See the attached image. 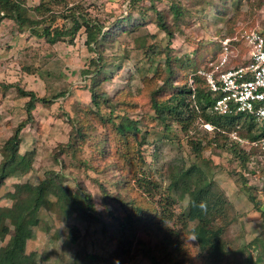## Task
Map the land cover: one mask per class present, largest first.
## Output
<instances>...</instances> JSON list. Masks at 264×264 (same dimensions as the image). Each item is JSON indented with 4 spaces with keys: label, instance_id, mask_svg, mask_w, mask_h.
<instances>
[{
    "label": "rangeland",
    "instance_id": "obj_1",
    "mask_svg": "<svg viewBox=\"0 0 264 264\" xmlns=\"http://www.w3.org/2000/svg\"><path fill=\"white\" fill-rule=\"evenodd\" d=\"M24 1L30 7L38 6L41 2ZM43 1L49 10L45 15L54 13L62 16L67 9L80 5L105 25L104 30L109 31L129 13L136 18L139 12L147 9V17L142 21H130L125 31L113 33L98 52H91L85 46L83 29L73 38H63L49 45L44 39L32 36L28 30L18 32V27L12 21L5 20L1 24L0 82L14 87L6 90L0 87V166L6 159L3 144L26 118L24 106L27 99L17 95L16 86L33 91L37 96L51 100V103H37L32 120L20 133L19 153H34L32 167L22 178L9 177L3 181L0 207L9 208L12 205L11 194L16 184L37 185L53 172L61 177L65 188L88 197L94 210L92 215L98 219L80 218L69 211L64 203H57L53 196L47 194L45 206L30 212L26 224L14 230L13 224L5 221L9 233L0 240V247L9 246L12 249L14 264H152L141 251L137 253L136 248L132 253H123L118 243L111 239L109 228L113 221L108 210L116 216L122 215L118 211L119 204L111 196L118 195L124 203L134 202L147 208L151 215L157 210L159 213L160 205L169 198L171 219L165 230H174L182 246L173 255H183V264H206L192 236L197 223L186 219L188 186L176 181L183 167L196 164L232 206L233 218L225 233L229 257L237 264H247L249 255L255 254L249 243L256 238H264V222L260 212L247 199L238 174L243 175L247 185L255 190L264 210V152L261 149L256 151L242 138L245 131L237 122L232 125L234 128L230 133H223V137L216 136L212 126L204 124L198 113L196 116L193 113L189 119H186L188 115L185 116V123H189L186 130L172 123L171 118L165 124L160 122L150 108L149 95L162 86L166 73L162 70L166 68L163 57L157 56L150 63L145 59L144 51L152 44L165 46L168 43L165 34L157 28L155 13L150 8L169 12L170 6L179 4L192 15V20L175 31L172 53L181 57L205 48L207 51L202 55L199 70L212 71L224 56L220 41L221 36L225 35L223 39H229V51L224 69L241 66L248 51L242 36L264 30V0H225V13L219 17L209 2L217 4L220 0H138L136 8L130 7V0ZM56 25L69 27L70 24L60 18ZM99 55L104 56L106 64L119 66L113 74H109L112 79L105 84V90L112 94L125 89L115 94V102L120 99L123 104L114 108L116 117L113 120L118 124L123 117H127L136 121L141 129L133 140L134 144L135 140L142 143L140 151L146 166L141 168L140 173L150 180L149 183L155 184L150 185V190L149 187L146 191L139 188L132 190L128 186L124 189L123 185H118L116 180L124 174L123 168L111 165L108 156L103 158L97 155L96 146L91 142L75 153H60L61 147L69 139L70 118L83 116L81 110L91 106L87 71L94 69L91 60ZM174 81L175 86L185 83L181 78ZM187 84L192 86L189 75ZM59 94L62 96L58 97ZM164 96L167 98L169 92ZM187 102L193 106L190 100ZM101 111L108 112L104 106ZM166 124H171L168 130L165 129ZM142 135L145 136L144 140L141 139ZM103 136L107 139V131L96 126L93 139L99 140ZM189 139L201 142L203 160L195 157ZM234 141L246 154L244 164L226 151ZM107 192L111 196L106 195ZM153 203L157 204L155 211H152ZM157 222L155 220L136 235L138 240L144 242V247L154 254L162 240ZM72 233L77 235L74 244L70 241Z\"/></svg>",
    "mask_w": 264,
    "mask_h": 264
},
{
    "label": "trees",
    "instance_id": "obj_2",
    "mask_svg": "<svg viewBox=\"0 0 264 264\" xmlns=\"http://www.w3.org/2000/svg\"><path fill=\"white\" fill-rule=\"evenodd\" d=\"M138 0H130V7L136 8ZM211 9L217 17L224 15L226 6L225 0H220L217 4L210 1ZM48 8L44 1L38 6H27L24 0H0V26L3 21H12L17 27L18 32L28 30L30 34L38 39H44L49 45H54L63 38H73L81 29L85 34V46L91 52H98L104 46V42L111 38V35L120 30H126L130 21H142L147 15V9L139 12L136 18L129 13L124 20H118L112 31L104 30L105 25L96 17L88 14L82 6L77 5L66 10L62 16L54 13L45 15ZM155 13L157 28L165 34L168 43L152 44L144 51L145 59L152 63L157 56L163 57V64L166 71L162 86L151 92L149 95L150 108L154 111L155 117L162 123H166L168 118L171 122L177 124L182 129H187L189 123H185L189 116H196L198 113L204 124H209L213 128L216 136L223 137V133H230L234 123H239L245 131L243 139L249 144L257 142L264 138V121L257 122L253 117L244 114L219 115L212 111L218 94L212 92L204 78L200 74L199 63L202 55L207 49H196L190 55L178 57L171 51V44L175 37V31L182 25H188L192 20V15L186 12L184 8L175 4L169 7V12H161L153 7L150 8ZM170 16V21L168 20ZM67 21L70 25L58 26L59 19ZM264 38V30L260 33ZM225 35L221 36V41ZM220 41V42H221ZM218 45V43H216ZM213 49V48H212ZM104 56L99 55L91 60L93 70H86L90 77L89 93L91 97V106L81 110V115L73 119L70 118L71 131L66 145L61 147L60 153H75L88 146L91 142L96 146L95 151L101 157L108 156L111 159V165H119L123 168L124 174L116 180L118 185H123L134 190L139 188L146 191L150 185V180L141 175V168L146 166V160L140 151L141 142L134 140L137 133H141L136 121L123 117L118 124L114 122V108L123 102L118 99L115 102V94L125 91L124 88L109 94L105 90V84L112 79L109 76L119 66H110L104 61ZM211 63V60H208ZM203 71V70H202ZM188 73V74H187ZM113 74V73H112ZM118 74V73H117ZM188 75L192 80V86L187 84ZM115 76V74H114ZM181 78L185 80L182 86H175L174 79ZM2 89L14 87L12 84L0 82ZM17 95L20 98H26L25 112L26 118L21 121L14 129L13 134L3 144V152L6 155L5 161L0 166V187L3 181L9 177L22 178L26 175L33 163V152H26L23 155L19 153L21 143L20 133L26 125L32 120V112L37 103L50 104L51 100L37 96L33 91H27L16 86ZM127 91V90H126ZM169 92L165 98L164 94ZM62 96L61 94L58 97ZM54 97L53 99H56ZM190 100L193 106L187 102ZM102 106L107 108L108 112L103 113ZM89 114V116H87ZM188 118L185 119V116ZM170 125H165L168 130ZM96 126H100L107 131V139L103 137L99 140L93 139ZM111 134H109V132ZM111 138V139H109ZM144 140L145 136H141ZM214 142V140L212 139ZM190 148L195 153V157L203 160V147L199 140L189 139ZM109 145V147H106ZM225 146V145H224ZM253 148L260 151V147ZM225 151V150H224ZM233 158L240 163H246V154L240 148L236 141L226 148ZM59 155V154H57ZM117 155L116 158H114ZM56 158V157H55ZM57 159V158H56ZM87 164L88 162H84ZM141 172V173H140ZM237 173V172H234ZM239 175L240 185L245 188L247 199L253 205V208L260 212L264 222V210L262 209L255 190L247 185V179ZM238 179V180H239ZM132 181H134L132 183ZM178 182H184L188 186V201L186 219L189 222H196V228L192 231L193 239L198 250L203 253L206 264H237L229 257V243L225 240V233L231 224L233 218V208L228 203L226 196L216 187L215 183L209 179L206 173L196 164L183 167L178 174ZM149 183V186H148ZM138 190V189H137ZM148 191V190H147ZM53 196L57 203H64L68 210L76 213L80 218L98 219L92 215L93 206L88 202V197L83 194L71 192L62 184L61 177L56 173H49L47 177L37 185L29 183L16 184L11 194L12 205L9 208L0 207V240H3L9 233V227L5 224L8 220L13 224L14 230L27 223L29 213L43 208L47 202L46 195ZM106 195L111 196L108 192ZM145 195V194H143ZM119 204V212L122 215H114L108 210L112 223L109 232L113 241H116L121 247L122 252L132 253L135 250L141 251L143 256L148 258L152 264H183V255L175 254L181 250V243L177 240V233L174 230L166 229L169 219H171V201L166 198V203L160 205V211H155L157 204L153 203V215L149 214L147 208L140 205L124 203L118 195L111 196ZM147 200L148 198L144 196ZM204 202L205 209L193 206ZM149 202V201H148ZM147 203V202H146ZM148 204V203H147ZM155 204V205H154ZM157 220L160 227L158 232H162L161 244L156 246L157 253L144 247V242L136 238L137 232L144 229L147 225ZM167 236H166V235ZM173 237V239H172ZM77 235L71 234L70 241L76 243ZM249 247L254 249L255 254L249 255L247 264H264V238H256L249 243ZM0 264H14L12 258V249L9 246L0 247Z\"/></svg>",
    "mask_w": 264,
    "mask_h": 264
},
{
    "label": "built area",
    "instance_id": "obj_3",
    "mask_svg": "<svg viewBox=\"0 0 264 264\" xmlns=\"http://www.w3.org/2000/svg\"><path fill=\"white\" fill-rule=\"evenodd\" d=\"M246 48L245 63L231 69L227 64L229 39H223L224 56L212 68L202 71L209 89L217 93L212 111L219 115L244 114L257 122L264 121V38L259 32H249L242 36ZM251 146L260 147L264 152V138Z\"/></svg>",
    "mask_w": 264,
    "mask_h": 264
},
{
    "label": "clouds",
    "instance_id": "obj_4",
    "mask_svg": "<svg viewBox=\"0 0 264 264\" xmlns=\"http://www.w3.org/2000/svg\"><path fill=\"white\" fill-rule=\"evenodd\" d=\"M192 204H193V206H198V207H200L202 210H204V209H205V204H204V202H200V204H199V205H196V204H195V202H194V201H192Z\"/></svg>",
    "mask_w": 264,
    "mask_h": 264
}]
</instances>
